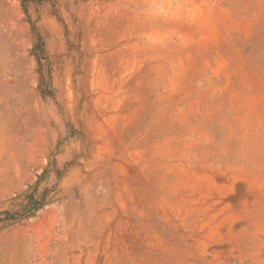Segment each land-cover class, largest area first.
Returning <instances> with one entry per match:
<instances>
[{"label":"rangeland","instance_id":"rangeland-1","mask_svg":"<svg viewBox=\"0 0 264 264\" xmlns=\"http://www.w3.org/2000/svg\"><path fill=\"white\" fill-rule=\"evenodd\" d=\"M0 264H264V0H0Z\"/></svg>","mask_w":264,"mask_h":264}]
</instances>
